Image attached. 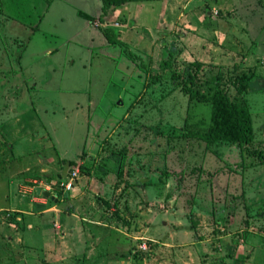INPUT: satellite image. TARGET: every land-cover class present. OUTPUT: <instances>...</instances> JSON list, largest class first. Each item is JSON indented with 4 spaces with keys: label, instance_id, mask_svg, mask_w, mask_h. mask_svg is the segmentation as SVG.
I'll return each mask as SVG.
<instances>
[{
    "label": "rangeland",
    "instance_id": "374dc122",
    "mask_svg": "<svg viewBox=\"0 0 264 264\" xmlns=\"http://www.w3.org/2000/svg\"><path fill=\"white\" fill-rule=\"evenodd\" d=\"M99 14L0 0V264H264V0ZM216 75L249 143L201 135L210 105L183 85Z\"/></svg>",
    "mask_w": 264,
    "mask_h": 264
},
{
    "label": "trees",
    "instance_id": "16d2710c",
    "mask_svg": "<svg viewBox=\"0 0 264 264\" xmlns=\"http://www.w3.org/2000/svg\"><path fill=\"white\" fill-rule=\"evenodd\" d=\"M99 19L112 6L120 5L130 0H99ZM81 15L83 12H79ZM102 33L107 42L111 45L118 43L117 38L110 28H102ZM251 74L242 75L240 79H249ZM219 75H216L213 83L205 90H198L190 81H186L183 89L189 100L209 103L210 114L208 124L201 133L207 142L212 141H235L238 144L249 143L252 139V127L250 117L245 105L237 100L231 99L225 91L219 87ZM67 163V162H66ZM71 163V162H68Z\"/></svg>",
    "mask_w": 264,
    "mask_h": 264
},
{
    "label": "crops",
    "instance_id": "0c3cea01",
    "mask_svg": "<svg viewBox=\"0 0 264 264\" xmlns=\"http://www.w3.org/2000/svg\"><path fill=\"white\" fill-rule=\"evenodd\" d=\"M77 105V103H76ZM35 185H34V189H35ZM44 196H42L41 198H33L29 203H30V206H34L35 208L39 209L41 214L45 215L44 213H48V211H50V208L49 206L46 205V201L45 199H43ZM27 203V206L28 204ZM42 215V216H43Z\"/></svg>",
    "mask_w": 264,
    "mask_h": 264
},
{
    "label": "built area",
    "instance_id": "2783aa9c",
    "mask_svg": "<svg viewBox=\"0 0 264 264\" xmlns=\"http://www.w3.org/2000/svg\"><path fill=\"white\" fill-rule=\"evenodd\" d=\"M76 173H77L76 167L71 168L69 170L67 178H66L65 182L63 183V187L65 190H68L71 187L72 180H73L74 176L76 175ZM139 248H144V243H141L139 245Z\"/></svg>",
    "mask_w": 264,
    "mask_h": 264
},
{
    "label": "water",
    "instance_id": "95a60500",
    "mask_svg": "<svg viewBox=\"0 0 264 264\" xmlns=\"http://www.w3.org/2000/svg\"><path fill=\"white\" fill-rule=\"evenodd\" d=\"M36 191L37 192H40V194L42 195V196H49V197H53L52 195H49V191H46V190H39V188H36ZM56 200V199H55Z\"/></svg>",
    "mask_w": 264,
    "mask_h": 264
}]
</instances>
